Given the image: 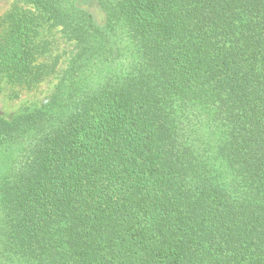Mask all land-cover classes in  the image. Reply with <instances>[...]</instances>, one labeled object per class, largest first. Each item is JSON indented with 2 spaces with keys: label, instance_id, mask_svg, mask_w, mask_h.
<instances>
[{
  "label": "trees",
  "instance_id": "1",
  "mask_svg": "<svg viewBox=\"0 0 264 264\" xmlns=\"http://www.w3.org/2000/svg\"><path fill=\"white\" fill-rule=\"evenodd\" d=\"M19 1L0 92L51 75L45 25L74 55L0 116V264H264V0Z\"/></svg>",
  "mask_w": 264,
  "mask_h": 264
},
{
  "label": "rangeland",
  "instance_id": "2",
  "mask_svg": "<svg viewBox=\"0 0 264 264\" xmlns=\"http://www.w3.org/2000/svg\"><path fill=\"white\" fill-rule=\"evenodd\" d=\"M15 4L25 9H32L19 0H0V16L10 10ZM82 5L88 9L98 24L104 22L103 13L93 2L84 1ZM40 38L48 42L49 51L47 54L43 55V57L39 58L38 62H48V64L53 67L51 75L31 88H13L9 85L5 87L0 92V116L11 118L20 113L24 108L45 103L50 97L58 77L71 61L74 55V45L66 39L59 28L45 25L41 29ZM12 90L17 94L12 96Z\"/></svg>",
  "mask_w": 264,
  "mask_h": 264
}]
</instances>
